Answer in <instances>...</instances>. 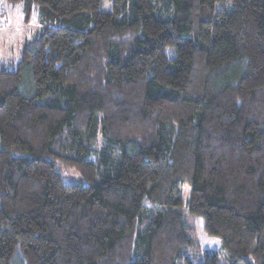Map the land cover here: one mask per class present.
Segmentation results:
<instances>
[{
    "label": "trees",
    "instance_id": "trees-1",
    "mask_svg": "<svg viewBox=\"0 0 264 264\" xmlns=\"http://www.w3.org/2000/svg\"><path fill=\"white\" fill-rule=\"evenodd\" d=\"M7 1L0 264H264V0Z\"/></svg>",
    "mask_w": 264,
    "mask_h": 264
},
{
    "label": "rangeland",
    "instance_id": "rangeland-1",
    "mask_svg": "<svg viewBox=\"0 0 264 264\" xmlns=\"http://www.w3.org/2000/svg\"><path fill=\"white\" fill-rule=\"evenodd\" d=\"M108 5L105 7L108 9ZM39 12L35 8L30 24L25 23L22 5L7 0H0V63H18L21 58L23 44L33 40L39 30ZM172 52V51H170ZM65 180V178H64ZM67 183L68 181L65 180ZM184 199L183 214L190 224L191 244L184 252V264H205L206 257H217L216 264H233L228 253L224 250L222 242L203 231V220L194 218L188 209L190 201V187L185 186L182 192ZM236 264H245L236 262Z\"/></svg>",
    "mask_w": 264,
    "mask_h": 264
}]
</instances>
